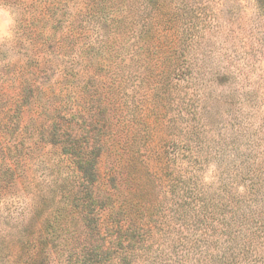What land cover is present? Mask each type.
<instances>
[{
  "label": "rangeland",
  "instance_id": "374dc122",
  "mask_svg": "<svg viewBox=\"0 0 264 264\" xmlns=\"http://www.w3.org/2000/svg\"><path fill=\"white\" fill-rule=\"evenodd\" d=\"M0 9L14 19L0 38V264H112L95 258L111 245L81 220L84 205L120 211L128 264H264L255 0ZM76 144L101 149L90 189Z\"/></svg>",
  "mask_w": 264,
  "mask_h": 264
},
{
  "label": "trees",
  "instance_id": "16d2710c",
  "mask_svg": "<svg viewBox=\"0 0 264 264\" xmlns=\"http://www.w3.org/2000/svg\"><path fill=\"white\" fill-rule=\"evenodd\" d=\"M257 7L260 12L264 13V0H255ZM95 149V148H94ZM93 149V151H94ZM100 147H97V150L94 151L95 158H91L90 155L93 153L92 150H88V147L85 145L76 144V156L79 158L78 168L79 173L81 175V179L87 184L84 188L90 189L96 183H101V171H100V159L101 153ZM97 195L95 199H93L97 204L101 201V198ZM106 200H109V196L103 197ZM110 201V200H109ZM96 210V209H95ZM90 211L87 215H84L86 211V206H82L79 209V215L83 222H88L93 224V229L96 230L97 235L101 236V229H103V236L100 239H105L108 242L110 241V248L106 249L102 246H95L98 248L96 259H107L112 264H128L127 261L131 262L134 257H129L127 251L121 249L118 251L116 246H121L123 243V237L127 236V227H125L124 222L120 221L118 218L120 215V211H114L113 209H109L106 213L99 215V210ZM87 228V227H86ZM83 229V232L85 229ZM123 251V253H121Z\"/></svg>",
  "mask_w": 264,
  "mask_h": 264
},
{
  "label": "clouds",
  "instance_id": "9594fccd",
  "mask_svg": "<svg viewBox=\"0 0 264 264\" xmlns=\"http://www.w3.org/2000/svg\"><path fill=\"white\" fill-rule=\"evenodd\" d=\"M14 19L6 9H0V38L11 39L13 37Z\"/></svg>",
  "mask_w": 264,
  "mask_h": 264
}]
</instances>
